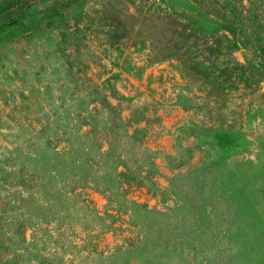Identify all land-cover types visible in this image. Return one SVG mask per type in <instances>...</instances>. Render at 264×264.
Masks as SVG:
<instances>
[{
  "label": "rangeland",
  "instance_id": "1",
  "mask_svg": "<svg viewBox=\"0 0 264 264\" xmlns=\"http://www.w3.org/2000/svg\"><path fill=\"white\" fill-rule=\"evenodd\" d=\"M217 5L227 29L182 0L25 9L0 44V264H264V0Z\"/></svg>",
  "mask_w": 264,
  "mask_h": 264
},
{
  "label": "trees",
  "instance_id": "2",
  "mask_svg": "<svg viewBox=\"0 0 264 264\" xmlns=\"http://www.w3.org/2000/svg\"><path fill=\"white\" fill-rule=\"evenodd\" d=\"M38 0H0V44L7 38L18 33L24 27V11ZM184 6L182 14L186 10L195 13L202 18L201 14H207L203 19L213 26V29H227V16L224 7H219V0H182ZM197 6V7H195ZM203 11V12H202ZM230 29V28H228ZM264 53V45H260Z\"/></svg>",
  "mask_w": 264,
  "mask_h": 264
}]
</instances>
